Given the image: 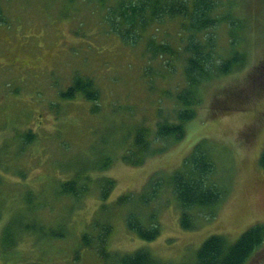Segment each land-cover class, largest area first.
<instances>
[{"label":"rangeland","instance_id":"374dc122","mask_svg":"<svg viewBox=\"0 0 264 264\" xmlns=\"http://www.w3.org/2000/svg\"><path fill=\"white\" fill-rule=\"evenodd\" d=\"M217 1L220 22L207 40L211 38L219 60L238 54L243 66L201 84L185 137L169 141L165 150L134 166L122 156L136 129L145 128L151 139L160 116L174 117L176 105L165 91L175 93L185 80L187 38L180 20L165 18L159 30L151 29L144 41L130 46L108 32L106 6L97 0H0V250L1 230L10 217L23 212L20 203L29 189L38 195L37 202L46 201L35 220L45 227L66 223L69 232L52 240L20 236L14 249L0 254V264H110L80 241L101 203L100 175L116 180L109 203L125 192L140 196L151 174L168 178L203 140L214 165L210 183L223 189L220 203L193 208L195 228L185 230L175 195L163 192L154 204L160 235L153 241L127 229L128 209L122 208L112 220L108 249L120 254L144 249L162 262L194 264L212 235L233 245L248 229L264 224V171L259 162L264 75H252L264 59V0ZM149 39L169 44L177 57L153 59L147 53ZM76 73L93 80L97 103L81 94L72 100L61 96ZM26 134L32 137L30 143ZM104 156L112 164L100 172L96 163ZM79 167L89 177L90 189L77 201L57 198L61 180ZM245 264H264V242Z\"/></svg>","mask_w":264,"mask_h":264},{"label":"trees","instance_id":"16d2710c","mask_svg":"<svg viewBox=\"0 0 264 264\" xmlns=\"http://www.w3.org/2000/svg\"><path fill=\"white\" fill-rule=\"evenodd\" d=\"M73 1V0H71ZM99 4L106 6L104 23L108 32L126 45H136L144 41L148 31L159 30L163 20H180V30L187 38L183 57V87L175 93L165 91V96L172 100L176 109L173 110V120L163 116L156 125L154 140L164 143L179 141L185 137V123L194 115V105L198 102L197 90L205 82L227 75L233 71L236 65L243 66L242 55L233 54L230 58L220 59L213 49L211 38L207 40L210 30L216 28L220 22L217 16V0H114L106 3L105 0H97ZM2 20V19H1ZM147 53L153 59L164 56H176L169 44H157L153 39L146 41ZM175 66V65H173ZM264 59L258 65V70L252 75L258 77L264 75ZM263 71V72H262ZM82 94L90 101L99 99L94 82L89 77L77 75L71 86L61 93L64 99H74L76 94ZM221 104V102L219 103ZM145 128L138 127L134 136L133 149L124 155V162L131 165H140L145 159L155 154L158 150L152 149V140ZM27 143L32 139L25 136ZM166 144L159 152L165 150ZM110 164L107 159L101 168ZM260 165L264 170V151L260 157ZM213 172V163L203 142L198 143L192 153L184 160L182 167L168 180L163 179L157 173L149 177L146 187L140 196L125 193L115 203L107 204V200L115 184L108 180L101 194L102 207L92 223L81 234L80 241L84 248L96 249L99 256L110 264H164L154 259L146 251H138L134 254L120 255L108 251V242L113 231L112 220L117 210L128 209L126 213V226L130 232L146 241H153L160 235L159 226L155 223L157 211L149 210L144 213L156 201L163 192L170 189L175 195L180 211L181 226L186 230L193 229V216L191 210L195 207H214L220 203L223 197V189L210 183V175ZM86 178L82 173H77L70 182L63 183L60 194L73 195L77 200L85 192ZM3 176L0 175V186ZM84 183V185H83ZM104 203V204H103ZM106 203V204H105ZM24 214L13 216L4 229L3 247L15 246L17 238L24 234L34 236H49L63 238L66 231L63 226L56 229L46 228L35 220L37 212L44 202H36L35 198L27 193L23 201ZM144 213L146 225L143 224ZM144 221V222H145ZM264 240V226L258 225L250 228L242 234L239 240L229 245L226 239L219 235L208 238L196 255L194 264H245L255 250ZM17 242V241H16Z\"/></svg>","mask_w":264,"mask_h":264}]
</instances>
